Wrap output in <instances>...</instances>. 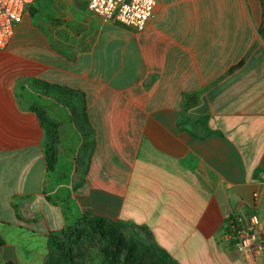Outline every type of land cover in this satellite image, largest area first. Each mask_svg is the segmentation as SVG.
I'll list each match as a JSON object with an SVG mask.
<instances>
[{"label": "crops", "instance_id": "1", "mask_svg": "<svg viewBox=\"0 0 264 264\" xmlns=\"http://www.w3.org/2000/svg\"><path fill=\"white\" fill-rule=\"evenodd\" d=\"M56 1L32 19L37 3L75 17L74 49L30 10L0 51L3 261L45 264L50 237L92 210L146 227L178 264H264L227 239L233 217L264 228V0H160L142 32ZM71 102L93 135L84 169ZM33 106L59 133L53 172Z\"/></svg>", "mask_w": 264, "mask_h": 264}, {"label": "rangeland", "instance_id": "2", "mask_svg": "<svg viewBox=\"0 0 264 264\" xmlns=\"http://www.w3.org/2000/svg\"><path fill=\"white\" fill-rule=\"evenodd\" d=\"M68 1L69 0H58L56 2L67 4ZM34 8L38 11V13L36 14L37 18L33 20V11L31 10L28 16L31 19L30 22L33 24H39L40 29L46 31V33L52 36L54 39L58 38V45L60 49H74V41L75 39H80L79 36L82 31V25L75 22L77 19L72 15L49 19L40 11L41 9L38 3ZM60 9L63 13H65L64 8ZM29 18H27L26 20H28ZM48 94H50V90H48ZM58 94L71 95V93L68 92ZM64 105L72 108V110L74 111V123L81 131L85 132L84 135L87 143L83 146L84 149L81 150L80 160L78 161L79 168L82 167L84 169L87 167L86 165L88 163V158L93 148V135L91 132L88 134L86 133L89 127L87 126L85 119L83 117L81 118V115L79 114V108L81 105L77 102H71L68 104L64 103ZM55 134L58 141L59 133L57 131V127L55 129ZM57 148L58 147L56 145V149ZM83 151L85 152L82 153ZM89 213L94 215L92 216L93 218L101 217L97 216L92 210L89 211ZM103 218H105L106 221L103 231L94 228L92 222H85L81 223L78 226V228L81 230V234L83 235L81 239L77 240L73 235L62 236L64 247H70L72 250L71 264H103L105 260L104 252L110 251L109 245L112 238L111 232L113 226H116V229L122 232L121 237L125 241V243L132 245L135 244L138 246V253L143 256L142 258H140V264H176V261L172 262L169 259L165 260L163 253L159 251L157 244L148 229H145L143 227L141 228L134 224L122 222L120 220L114 221L107 217ZM112 248L113 250L115 249L114 246H112ZM114 253L116 254V252ZM119 256L118 259H121V262L119 264H122L123 257ZM53 259L58 262L60 261L59 259H61V256L56 253L53 256Z\"/></svg>", "mask_w": 264, "mask_h": 264}, {"label": "built area", "instance_id": "3", "mask_svg": "<svg viewBox=\"0 0 264 264\" xmlns=\"http://www.w3.org/2000/svg\"><path fill=\"white\" fill-rule=\"evenodd\" d=\"M88 10L103 22L120 24L136 32L147 29L160 0H84ZM36 0H0V51L11 43ZM259 198V194L254 195ZM227 239L239 253H264V228L257 214L233 217Z\"/></svg>", "mask_w": 264, "mask_h": 264}, {"label": "trees", "instance_id": "4", "mask_svg": "<svg viewBox=\"0 0 264 264\" xmlns=\"http://www.w3.org/2000/svg\"><path fill=\"white\" fill-rule=\"evenodd\" d=\"M33 11V9H30ZM34 12V11H33ZM64 92L72 93L71 91H67L64 89ZM73 94V93H72ZM32 110L38 114L40 117L44 127L48 130V134L50 137V141L47 148V157H48V167L49 171L53 172L57 166L58 163V151L56 149L57 145V138L55 134L56 126L54 124L49 123L47 120L45 114L36 106L32 107ZM93 214L89 213V211H86L84 216L72 227H69L65 229L60 235L58 236H51L49 240L50 245V253L48 255V258L45 262V264H71L72 257H71V248L70 247H64V244L62 242V236L65 235H73L77 240L81 239L83 235L81 234V230L78 228V226L81 223L85 222H92L93 227L97 230L104 229L105 225V218L103 217H96L93 218ZM112 227V226H111ZM142 228V226H139ZM147 229L146 227H143ZM121 231L116 229V226H113L112 228V238L109 245V252H104L105 260L103 264H119L121 262V259H118L119 257H123L122 264H140L143 256L138 253V246L135 244H127L121 237ZM151 233V232H150ZM152 235V233H151ZM153 236V235H152ZM154 238V237H153ZM157 244V243H156ZM112 246L115 247L113 250ZM4 247V241L0 235V264H14L12 262H5L2 259V249ZM159 251H161L165 257V260H170L172 262H175V260L161 247L157 245ZM116 252V254L114 253ZM59 254L61 256L60 261L56 262L55 259H53L54 254ZM118 255V256H116ZM120 260V261H119ZM176 264H178L176 262Z\"/></svg>", "mask_w": 264, "mask_h": 264}]
</instances>
